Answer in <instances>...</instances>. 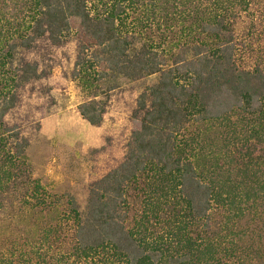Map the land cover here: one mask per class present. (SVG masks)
I'll list each match as a JSON object with an SVG mask.
<instances>
[{
  "label": "trees",
  "instance_id": "trees-1",
  "mask_svg": "<svg viewBox=\"0 0 264 264\" xmlns=\"http://www.w3.org/2000/svg\"><path fill=\"white\" fill-rule=\"evenodd\" d=\"M260 11L264 0H0V209L5 192L29 186L21 168L29 143L5 117L18 89L43 77L37 64L18 59L19 51L44 38L61 46L74 36L72 79L88 96L77 111L92 127L103 124L114 80L159 76L137 99L124 161L89 187L85 216L68 200V249L54 241L55 249L42 231L34 244L1 254L0 264L264 258V245L227 239L245 236L247 229L233 227L244 213H264V69L242 65L250 45L238 40L241 26L254 24ZM149 25L177 30L182 51L170 63L148 39L135 46L132 27ZM132 188L145 198L129 227ZM216 210L225 217L218 231ZM53 232L60 237L59 228Z\"/></svg>",
  "mask_w": 264,
  "mask_h": 264
},
{
  "label": "rangeland",
  "instance_id": "rangeland-1",
  "mask_svg": "<svg viewBox=\"0 0 264 264\" xmlns=\"http://www.w3.org/2000/svg\"><path fill=\"white\" fill-rule=\"evenodd\" d=\"M257 16L254 24L241 26L239 43L250 48L240 57L243 66L264 69V11ZM250 29L253 36L247 34ZM131 32L135 46L147 39L152 41L168 63L172 55L182 51L176 46L177 30L165 31L158 25H149L145 29L132 27ZM78 51L79 42L74 36L61 46H54L44 38L30 50L19 51L18 59L37 64L43 77L18 89V103L5 117L6 125L17 127L20 137L29 143L21 167L25 173L22 179L29 186L1 196L4 205L0 209V255L9 249L34 244L42 231L52 235L50 241L55 249L59 244L63 250L68 249L72 236L67 221L71 213L68 200L74 198L79 213L85 216L89 187L124 161L137 99L158 80V75L135 81L123 77L114 80L116 88L110 93L103 124L92 127L77 111L78 104L88 99L86 93L76 89L72 79ZM37 185L41 189L39 202L32 196ZM128 198L131 227L137 213L143 210L145 197L132 188ZM212 217L214 230L218 231L225 217L217 210ZM234 226L239 232L247 229L245 236L227 238L235 242L234 246L251 242L264 245V213L260 209L257 213H244ZM58 228L60 237L53 232ZM262 256H250L245 264H261Z\"/></svg>",
  "mask_w": 264,
  "mask_h": 264
}]
</instances>
